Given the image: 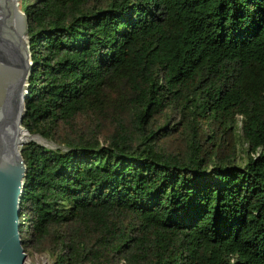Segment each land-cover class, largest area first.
Here are the masks:
<instances>
[{"label": "trees", "instance_id": "16d2710c", "mask_svg": "<svg viewBox=\"0 0 264 264\" xmlns=\"http://www.w3.org/2000/svg\"><path fill=\"white\" fill-rule=\"evenodd\" d=\"M22 240L53 264H264V0H22Z\"/></svg>", "mask_w": 264, "mask_h": 264}, {"label": "water", "instance_id": "95a60500", "mask_svg": "<svg viewBox=\"0 0 264 264\" xmlns=\"http://www.w3.org/2000/svg\"><path fill=\"white\" fill-rule=\"evenodd\" d=\"M14 24L23 32L13 39L0 8V264H27L29 257L21 234L28 170L22 152L33 141L23 123L34 62L23 9Z\"/></svg>", "mask_w": 264, "mask_h": 264}, {"label": "rangeland", "instance_id": "374dc122", "mask_svg": "<svg viewBox=\"0 0 264 264\" xmlns=\"http://www.w3.org/2000/svg\"><path fill=\"white\" fill-rule=\"evenodd\" d=\"M21 4L22 0H0V8L2 9L3 14L5 15V23L13 39L21 36L23 32V29L21 30L20 25L16 27V25L14 24V22H18L19 17L21 15ZM32 139L33 141L38 142L41 145H44L50 149L63 148V146H59L54 141L45 139L39 134L32 135ZM27 253L29 256L27 264H53V261L51 260V258H49L48 255H37L32 251L31 248H28Z\"/></svg>", "mask_w": 264, "mask_h": 264}]
</instances>
